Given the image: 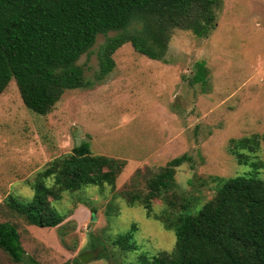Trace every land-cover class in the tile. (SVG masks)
Wrapping results in <instances>:
<instances>
[{"label":"rangeland","instance_id":"rangeland-1","mask_svg":"<svg viewBox=\"0 0 264 264\" xmlns=\"http://www.w3.org/2000/svg\"><path fill=\"white\" fill-rule=\"evenodd\" d=\"M106 39L100 35L79 59L92 87L66 90L48 114L25 106L14 79L0 95V222L17 225L26 250L16 263L0 248V264H32V258L75 264L88 249L97 258L87 264H138L142 253L171 251L176 235L166 220L184 210L197 213L223 180L241 176L264 185V138L247 148L231 143L264 133V0H223L206 38L174 29L165 61L127 42L113 54V70L98 80ZM201 60L208 80L193 83ZM83 140L93 153L125 162L115 185H85L53 199L51 207L64 218L54 228L30 225L10 209L11 195L31 201L36 178ZM185 153L192 159L177 167L173 188L152 200L151 211L130 200L145 195L148 180ZM45 181L51 186L53 177ZM128 233L135 250L116 244Z\"/></svg>","mask_w":264,"mask_h":264},{"label":"trees","instance_id":"trees-1","mask_svg":"<svg viewBox=\"0 0 264 264\" xmlns=\"http://www.w3.org/2000/svg\"><path fill=\"white\" fill-rule=\"evenodd\" d=\"M222 5L223 0H0V95L14 79L25 106L46 115L66 90L92 87L79 59L100 35L107 39L98 80L113 70V54L127 42L138 53L165 61L174 29L208 37ZM207 78L206 62L197 61L192 82L206 83ZM261 138L264 133H254L231 143L247 148L249 143L259 145ZM191 159L185 153L170 160L148 180L146 194H132L130 200L151 211L152 200L173 188L177 167ZM124 166V161L93 153L90 141L83 140L36 178L31 201L11 195L6 203L30 225L58 227L64 218L51 207L53 199L85 185H115ZM48 177H53L51 186ZM166 224L175 232L174 248L151 258L142 253L138 264H264V185L259 181L225 179L197 213L184 210ZM116 244L125 251L138 248L130 233ZM0 248L13 262L24 260L26 250L15 223L0 222ZM74 263L81 261L76 257ZM32 264H37L33 258Z\"/></svg>","mask_w":264,"mask_h":264},{"label":"water","instance_id":"water-1","mask_svg":"<svg viewBox=\"0 0 264 264\" xmlns=\"http://www.w3.org/2000/svg\"><path fill=\"white\" fill-rule=\"evenodd\" d=\"M78 258L82 263L87 264L95 260L97 258V254L94 249H88L80 253Z\"/></svg>","mask_w":264,"mask_h":264}]
</instances>
